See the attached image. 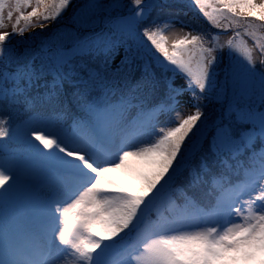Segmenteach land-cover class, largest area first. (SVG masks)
<instances>
[{
    "label": "snow or ice",
    "instance_id": "obj_1",
    "mask_svg": "<svg viewBox=\"0 0 264 264\" xmlns=\"http://www.w3.org/2000/svg\"><path fill=\"white\" fill-rule=\"evenodd\" d=\"M182 2L221 32L153 0H81L32 50L10 41L73 0H0V264H264V0Z\"/></svg>",
    "mask_w": 264,
    "mask_h": 264
},
{
    "label": "rangeland",
    "instance_id": "obj_2",
    "mask_svg": "<svg viewBox=\"0 0 264 264\" xmlns=\"http://www.w3.org/2000/svg\"><path fill=\"white\" fill-rule=\"evenodd\" d=\"M160 1L161 3H175L178 2V4H184L182 2V0H176L175 2H172L170 0H153V2H158ZM81 2V0H73V5H71L69 7V9L67 10V12H65L64 17H63V21L60 23H48V27L44 29L43 33H41V30L39 27L35 28V32L36 33H40V35H38L35 39H29V37L32 36V29H29L28 31H26L24 33V38L21 39L20 37H14L11 41H10V46L12 47H28L32 50H35L38 48L40 41L42 39H55L57 33L60 32H64L66 31L68 28H71L72 25L68 23V19L72 14L73 8L75 6H77L79 3ZM101 2L105 5H109L113 2V0H101ZM120 7L118 9H115L113 11V15H117V13L121 12V15H126L127 14V10L128 7L130 6V0H118ZM147 2V0H146ZM257 2H259V0H257ZM190 9V8H189ZM30 10V9H29ZM191 11H196V13H198V10L195 9H190ZM200 13V12H199ZM201 14V13H200ZM205 18V17H204ZM182 19L186 20V17L184 18V16H182ZM206 19V18H205ZM8 22L6 21V24ZM192 25V24H191ZM190 25V27H192ZM4 30L10 31V24L8 25V27ZM188 31V28H185L183 30H181V28L179 26L173 27V28H169L168 30H166L164 32V35L166 36L167 40H168V45L171 46L172 42H173V38L175 37H179L182 36L184 34V32ZM239 31L241 33L244 32L243 28H239ZM250 31H253L252 29H250ZM231 33H227L224 34V36L221 38V40H224L226 42L227 38L230 37ZM257 36L260 37V42L264 43V32H257ZM243 39L246 41L247 47H249L252 51V56L254 60H259V51L258 49L252 44V42L248 39V37H243ZM236 43V41L234 40V44ZM226 44V43H225ZM224 45V44H221ZM159 55V54H157ZM238 58H240L242 61L244 60L243 54L242 53H237ZM162 59V57H161ZM118 60L117 59L114 61V63H116ZM232 62L231 57L229 55L228 49L227 47L224 48L222 54H221V62L218 65L217 71L220 74V79H223V69L225 68V66H227L228 64H230ZM257 69H259L261 66L260 64L257 62L256 64ZM184 80L182 77H177L175 80V84L177 87L183 85ZM188 102H189V97L187 94H185L184 97L181 98V103L179 106V111L181 112L182 115H187L189 114L192 109L188 106ZM15 115V114H14ZM20 118H24L23 113L20 112L19 113ZM174 119V115H166V116H161L159 118V122L160 125H167L169 124L172 120ZM235 219H238L236 217H234ZM133 237L135 239V234H133Z\"/></svg>",
    "mask_w": 264,
    "mask_h": 264
},
{
    "label": "trees",
    "instance_id": "obj_3",
    "mask_svg": "<svg viewBox=\"0 0 264 264\" xmlns=\"http://www.w3.org/2000/svg\"><path fill=\"white\" fill-rule=\"evenodd\" d=\"M170 1L175 2L176 0H170ZM156 3L164 5L166 8H168L170 6L173 11L180 10L182 13L186 12L187 16H184V18L186 17V20L189 21L190 25L192 24L191 26L193 28L207 29L209 35L217 34V33L221 32L220 29L211 26V24L207 21V19H205L199 12L196 13V11H191L184 4H178V2H175V3H168V2L163 3L162 2L161 3L160 1H158ZM120 13L121 12H119L117 14L121 15ZM155 15H156V12H153L152 16H155ZM150 19H151V17H150ZM161 19H164V17H161ZM252 30H254L256 32H264V29H259L258 27L256 29H252ZM234 31H239V28L231 29V30H228L227 32H223V33L219 34L217 36L218 44L219 45L225 44L229 40V38L233 37ZM227 33H231V35H230V37L227 38V40L225 42L224 40H221V38L224 36V34H227ZM248 39L252 42L251 38L248 37ZM122 56H123V49H121L120 55L118 56V60L114 64H119V61L122 58ZM42 111H45V114H50V110H43L42 109ZM62 123H63V127L66 128L69 132H71L72 131V127H71V125H72V114L69 113L68 115H66ZM256 147H257V149H259V147H260L259 142H257ZM242 176H243V173L241 171L239 176H233V181L236 182V181L242 179Z\"/></svg>",
    "mask_w": 264,
    "mask_h": 264
}]
</instances>
